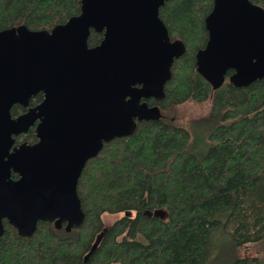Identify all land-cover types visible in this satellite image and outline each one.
Instances as JSON below:
<instances>
[{
  "label": "trees",
  "instance_id": "1",
  "mask_svg": "<svg viewBox=\"0 0 264 264\" xmlns=\"http://www.w3.org/2000/svg\"><path fill=\"white\" fill-rule=\"evenodd\" d=\"M214 1L168 0L160 9L171 41L183 42L185 53L164 97L143 100L159 107L161 118L137 121L132 135L105 143L86 164L78 183L82 225L68 230L67 223L59 229L40 221L22 237L4 220L0 264H264L243 254L264 243V79L237 87L229 71L214 90L198 73ZM250 1L264 8V0ZM81 9L82 0H0V32H51ZM103 39L91 30L88 45ZM43 100L38 93L28 107L15 105L12 117ZM206 102L209 114L191 128L174 121L176 107ZM36 127L15 138L16 146L36 144ZM108 215L120 218L107 226Z\"/></svg>",
  "mask_w": 264,
  "mask_h": 264
},
{
  "label": "water",
  "instance_id": "2",
  "mask_svg": "<svg viewBox=\"0 0 264 264\" xmlns=\"http://www.w3.org/2000/svg\"><path fill=\"white\" fill-rule=\"evenodd\" d=\"M167 1L82 0L81 14L51 32L25 26L0 32V238L4 220L22 237L40 221L81 226L78 183L86 164L105 143L132 135L137 121L161 118L159 107L143 100L164 97L186 50L171 41L159 16ZM206 28L197 70L214 90L229 71L237 87L264 79L263 7L215 0ZM91 30L104 33L93 48ZM38 93L40 105L12 117L15 105L28 107ZM36 124L38 142L15 146Z\"/></svg>",
  "mask_w": 264,
  "mask_h": 264
},
{
  "label": "rangeland",
  "instance_id": "3",
  "mask_svg": "<svg viewBox=\"0 0 264 264\" xmlns=\"http://www.w3.org/2000/svg\"><path fill=\"white\" fill-rule=\"evenodd\" d=\"M210 112V102L196 104L186 103L175 108L172 117L174 121L182 127L191 128L192 122L207 116ZM120 218V215L105 216V223L107 226L112 225ZM248 258L264 259V243L252 244L243 252Z\"/></svg>",
  "mask_w": 264,
  "mask_h": 264
},
{
  "label": "flooded vegetation",
  "instance_id": "4",
  "mask_svg": "<svg viewBox=\"0 0 264 264\" xmlns=\"http://www.w3.org/2000/svg\"><path fill=\"white\" fill-rule=\"evenodd\" d=\"M150 99H151V98H150ZM23 135H24V134H23ZM23 135L18 136V137H22ZM16 138H17V137H16ZM21 144H23V143H21ZM21 144H19V145H21ZM19 145H18V146H19ZM15 146H16V144H15ZM13 174H14V173H13ZM15 175H16V177H19L17 174H15ZM12 177H13V175H12ZM17 179H18V178H17ZM17 179H15V180H17ZM53 223H55V222H53ZM64 224H65V223L56 226V223H55V226L58 227L59 229H61V228L63 227Z\"/></svg>",
  "mask_w": 264,
  "mask_h": 264
}]
</instances>
